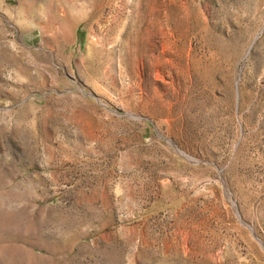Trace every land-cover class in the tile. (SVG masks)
<instances>
[{
	"label": "rangeland",
	"instance_id": "rangeland-1",
	"mask_svg": "<svg viewBox=\"0 0 264 264\" xmlns=\"http://www.w3.org/2000/svg\"><path fill=\"white\" fill-rule=\"evenodd\" d=\"M0 264H264V0H0Z\"/></svg>",
	"mask_w": 264,
	"mask_h": 264
},
{
	"label": "water",
	"instance_id": "water-1",
	"mask_svg": "<svg viewBox=\"0 0 264 264\" xmlns=\"http://www.w3.org/2000/svg\"><path fill=\"white\" fill-rule=\"evenodd\" d=\"M250 229H251V227H250ZM252 230V229H251Z\"/></svg>",
	"mask_w": 264,
	"mask_h": 264
}]
</instances>
